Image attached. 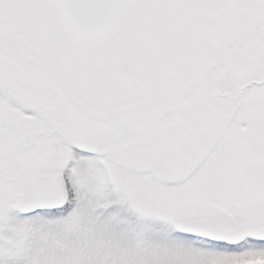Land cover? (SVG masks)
I'll return each instance as SVG.
<instances>
[{
    "label": "snow or ice",
    "instance_id": "obj_1",
    "mask_svg": "<svg viewBox=\"0 0 264 264\" xmlns=\"http://www.w3.org/2000/svg\"><path fill=\"white\" fill-rule=\"evenodd\" d=\"M0 264H264V0H0Z\"/></svg>",
    "mask_w": 264,
    "mask_h": 264
}]
</instances>
